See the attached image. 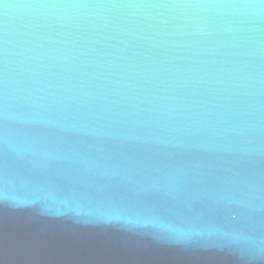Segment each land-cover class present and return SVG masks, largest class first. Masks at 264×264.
Segmentation results:
<instances>
[{
  "label": "water",
  "instance_id": "obj_1",
  "mask_svg": "<svg viewBox=\"0 0 264 264\" xmlns=\"http://www.w3.org/2000/svg\"><path fill=\"white\" fill-rule=\"evenodd\" d=\"M0 264H264V0H4Z\"/></svg>",
  "mask_w": 264,
  "mask_h": 264
},
{
  "label": "snow or ice",
  "instance_id": "obj_2",
  "mask_svg": "<svg viewBox=\"0 0 264 264\" xmlns=\"http://www.w3.org/2000/svg\"><path fill=\"white\" fill-rule=\"evenodd\" d=\"M0 4L4 5L6 3H4V0H0Z\"/></svg>",
  "mask_w": 264,
  "mask_h": 264
}]
</instances>
